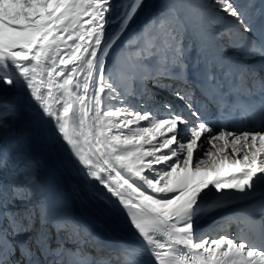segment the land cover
<instances>
[{"label": "snow or ice", "instance_id": "snow-or-ice-1", "mask_svg": "<svg viewBox=\"0 0 264 264\" xmlns=\"http://www.w3.org/2000/svg\"><path fill=\"white\" fill-rule=\"evenodd\" d=\"M7 93L0 264H264V0H0ZM22 100L135 242L77 222L64 182L39 178Z\"/></svg>", "mask_w": 264, "mask_h": 264}, {"label": "bare ground", "instance_id": "bare-ground-1", "mask_svg": "<svg viewBox=\"0 0 264 264\" xmlns=\"http://www.w3.org/2000/svg\"><path fill=\"white\" fill-rule=\"evenodd\" d=\"M111 31V27L107 28L106 35L110 34ZM108 65L106 64V68ZM4 95L0 94V100ZM10 100H13V94L8 97L5 103ZM18 103L20 115L14 122V128L17 134L26 138V150L29 154L40 162L39 178L43 181L60 180L64 182L65 187L69 188V206L76 212L74 214L75 219H78L77 222L97 225L96 231H101L102 229L98 225L103 224L106 237L110 233L117 239L129 240L131 237L135 241L137 234L131 227L129 219L120 215L103 199L101 194L90 187V178L80 172L66 145L55 138L53 128L46 135H39L41 141L47 143L46 146L50 152L48 156H42L39 150L38 134L42 125L40 122H43L45 118L39 116L40 114L36 113L37 108L30 105L26 100ZM70 185H75L79 189L78 195L71 192ZM207 223V221L202 222L198 232L203 230ZM114 225L118 226V231L113 229Z\"/></svg>", "mask_w": 264, "mask_h": 264}, {"label": "rangeland", "instance_id": "rangeland-1", "mask_svg": "<svg viewBox=\"0 0 264 264\" xmlns=\"http://www.w3.org/2000/svg\"><path fill=\"white\" fill-rule=\"evenodd\" d=\"M145 2L146 3L156 4V3L159 2V0H145ZM143 19H144V17L141 14H138L136 20L133 21L131 28L133 30L139 28L140 23L143 21ZM110 63H111V59L110 58H106V64H110ZM7 94H9V96H11L12 93H7ZM10 102H13V100L8 101V103H10ZM36 113H38V115H39L38 110H37ZM40 124H42V125L40 127V131H39V134H38V142H39V145H40L39 150L41 151L42 156H45V155L48 156L50 154V152H49V150H48V148L46 146L47 143L45 141H41V137L39 138V135L40 136H41V134L46 135L49 131H51L52 125L45 119H44L43 122H40ZM233 231H235V230L233 229ZM229 234H231V233H229Z\"/></svg>", "mask_w": 264, "mask_h": 264}]
</instances>
